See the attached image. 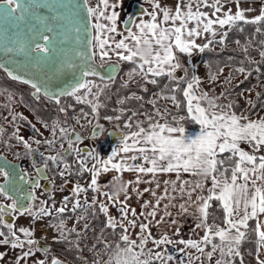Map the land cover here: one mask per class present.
I'll return each mask as SVG.
<instances>
[{"label": "snow or ice", "instance_id": "snow-or-ice-1", "mask_svg": "<svg viewBox=\"0 0 264 264\" xmlns=\"http://www.w3.org/2000/svg\"><path fill=\"white\" fill-rule=\"evenodd\" d=\"M149 2L151 11L143 10L147 19H140L138 23L133 21L135 30L128 27L123 32H118L115 11L107 14L104 9L99 7V4L93 8L87 6V0H82L88 18H95L97 21L91 25L95 34L88 41L89 47L96 51L90 54L76 52V56L82 58L87 56L88 60H92L97 53L101 59L110 57V54L115 55L119 61L130 62L134 65L127 74L130 80L136 75H142L146 83L155 85L158 83V78L167 77L172 86L169 88L168 85H165V88L157 94L158 99L171 100L174 106L179 109L181 101L177 98L176 93L182 91L186 116L200 125V133L195 138L185 140V128L182 121L186 117L173 115L172 121L169 122L167 116L171 114L170 110L165 108L161 113L156 107L157 100L153 99L148 103L152 104L155 111L151 114L144 113L145 120H136L134 122L136 130L131 131L133 117L138 114L134 111L124 123V128L130 131L122 135L119 147L113 148L109 155L101 159L99 155L75 147L73 141L67 137L66 129L56 121L52 124L53 135L56 128L59 127L61 137L68 139L69 148L63 155L59 152L48 156L40 153L42 166L36 168L37 176L39 179H48L45 170L48 169L49 162L52 165H63V168L57 173L61 177L72 174L71 165L67 163L66 157L73 153L77 155L79 170L76 174L82 178L83 173L90 172L91 179L87 186L79 183L74 184L72 194L79 197L81 193L91 190L93 193L106 196L108 203L99 202V211L107 217L106 227L108 228L115 229L117 227L115 218L108 215L110 205H118L121 221L127 220V227L124 223L119 224V227L123 229V234L119 236V242L116 245L114 255L116 264H153L154 260L168 264L174 259L170 253L165 255L161 251L152 249L145 252V246L149 241L157 247L181 244L184 246L179 249L181 253H184L186 248H194L209 260L218 252L219 258L215 259V264H233V259L241 256L240 245L247 238L249 231L254 232L256 237L257 264H264V260L259 258V253L264 251V117L249 119L247 115H238L232 111L234 105L231 102L226 105L218 104L216 101L219 97H209L207 92L197 95L196 89L200 85V77L195 73L189 77L188 69L180 59L181 55L191 57L196 51L204 52L215 43L223 46L228 31L241 23L256 25L264 23V7H261L259 15L248 18L245 13L252 9L242 8L241 0H176L174 8L162 6L159 0H149ZM232 2L236 4L234 12L231 8L226 7L228 3ZM99 3H102L105 9L109 7L108 0H99ZM5 5H14L15 7H6ZM29 5H35L37 8L50 7L45 0H29ZM18 11H29V8L23 5L22 0H0V15L10 17ZM23 18V15L19 17V19ZM57 18L59 17H53V19ZM46 19V17L37 16L38 22L42 25L39 30L30 27L28 29L30 35L27 39H21L19 34H16L0 41V50L5 54H24L32 59L33 67L47 62L50 55L56 52V36L46 34L53 32L51 26L44 25ZM101 20H106L108 23H101ZM256 31L260 32L261 29L257 27ZM114 34H118L120 38L116 39ZM217 35H219L218 40L216 39ZM198 38H203L206 42L198 44ZM141 42L152 45V54L147 59L139 57L135 51ZM244 51L247 56L246 47ZM260 56L264 58V50L260 52ZM60 67L74 69L75 65L66 61ZM107 67L111 73H115L118 65L108 64ZM0 69L4 70L13 80L30 85L33 89V96H39L42 93L45 98L54 100L57 105L60 104L62 97H74L78 103L88 104L93 115H97L98 109L103 106L98 97L108 84L105 83L102 86L89 79V77L100 76V73L91 64H88L85 70L80 71L79 77H76L75 73L73 74L74 83L54 92L49 91L46 84L36 79H24V77L15 74L4 61H0ZM178 70L183 71L184 75L177 76ZM236 71L245 72V68L240 67ZM230 76L231 73L229 78ZM208 78L214 81L217 77L216 74L210 73ZM107 79L111 81L113 75L110 74ZM127 85L128 82L125 81L122 86L127 87ZM182 85L183 87H181ZM93 88H96L97 91L93 92ZM82 90L83 95L80 94ZM220 95L223 96L224 93L222 92ZM259 95L258 93L257 96ZM90 96L92 99H89ZM135 98L143 99V97ZM123 102V100L119 101L121 104ZM202 102H206L208 107H204ZM249 104L253 109L256 107L251 101ZM59 111L64 112L65 108L60 107ZM86 114L80 113V115ZM156 117L163 118L164 123L156 121ZM16 118L17 115L14 114L13 120ZM20 118L26 120L25 117L21 116ZM78 118L76 117V119ZM113 118L120 120L121 116L105 117L107 120ZM145 122H147V127L143 126ZM44 126L48 125L45 123ZM32 127L35 130V126ZM15 139L24 145L28 153L37 151L32 149L28 140L22 136L15 135ZM79 140L80 137L77 134L76 141ZM35 143L40 144L41 141L36 140ZM43 143L51 147L56 143V140H45ZM242 143L248 144L250 151L241 148ZM81 153L84 154L81 155ZM88 158L95 160L91 169L86 166ZM203 167H206L208 172L202 175L200 170ZM113 170L117 175L111 176L107 182L101 184L99 177ZM124 172L133 173L135 179L127 181L124 200L121 201L119 197L114 198L111 193L105 192L103 189L114 180L119 179L120 174ZM159 174H175V179L163 181V191L158 195L156 188L160 187V183L157 181ZM185 174L196 179L182 178ZM10 175L4 166H0V176L5 178V183L0 184V197L11 201L7 205L0 203V228L8 230L7 233L0 230V244H10L14 249H23L25 244L29 246L27 251H23L22 255L16 258L17 264H19L21 259L26 260L33 254L32 246L38 242L32 238V230L25 227L15 228L14 224L6 219V216L8 214H26L34 219H42L53 215L54 211L59 218L69 211L67 207L69 197H63L61 207L57 208L53 204L52 208H49L45 201H40L41 206L34 209L31 203L37 199L34 192L29 193L30 202L27 204L16 199L13 190L7 186ZM144 176H150L151 179L144 180ZM39 179L33 181L34 189L41 187ZM208 181H210V186L206 183ZM140 183H156V188L146 187L140 191L136 187ZM129 188L137 196L151 192L155 203L145 201L142 205L145 209L151 208V211L141 213L145 220L149 217L155 218L160 210L161 202L168 201L163 206L164 214L155 221L157 225L164 222L165 217L170 216L168 209L173 206L172 201L179 196L184 200L179 204L180 211L186 213L190 207L194 208L193 215H196L198 221L195 226L202 229L204 235L199 240H173L167 233L154 237L151 233L150 223L140 222V232L137 234L139 243H137V240L132 239L128 232L129 227L137 226V211L135 208L129 209L127 204L130 198ZM205 190L207 195L204 194ZM213 201L218 202L223 210L222 224L208 223L209 208ZM97 203L96 195L92 197L91 204L87 199L83 204L79 199H75L71 212L82 210L86 213L89 207H94ZM129 212L133 219H128ZM85 218L86 216L83 214L77 217L78 220ZM250 221L255 222L254 228L250 229ZM84 227L89 226L85 225ZM55 228L60 232L61 238L66 239L62 219L59 224L55 225ZM69 231H75V229ZM17 232L22 234L25 239L22 240ZM176 234L178 235V231ZM79 235L77 233V236ZM120 242L123 243V247ZM209 246L211 250L205 251ZM37 250L41 251L42 249ZM2 257L3 253H0V258ZM141 257L145 258L141 259ZM193 259H199V257L189 255L188 264H191ZM35 264H46V262L41 259ZM51 264H62V262L53 257ZM107 264H111V261ZM180 264H184V262L181 260Z\"/></svg>", "mask_w": 264, "mask_h": 264}, {"label": "rangeland", "instance_id": "rangeland-1", "mask_svg": "<svg viewBox=\"0 0 264 264\" xmlns=\"http://www.w3.org/2000/svg\"><path fill=\"white\" fill-rule=\"evenodd\" d=\"M146 4H150L149 0L146 2ZM89 7H97V4L95 3V0L93 3L90 4ZM219 36V35H218ZM99 64H103L104 61L107 60H99L96 59ZM109 61V60H108ZM190 63V76L195 73L197 76L200 77V85L196 89V94L200 95L201 92H207L209 97H219V99L216 101L218 104H227V99L220 94L222 93V90L224 89V86H226L227 83H232L236 80V77H232L227 83L224 81V77L227 74V67L224 66L222 69L223 71L217 72L216 74V80L212 81L209 80V76L206 75V72L203 71V62L200 63L198 59L191 58L188 60ZM186 68L187 65L183 64ZM127 67L121 74L120 77L127 82H133L138 83L142 88H148L151 86V83H146L143 79L142 75H136L131 80L129 79V76L127 75L131 68ZM181 76L184 74L183 71L181 72ZM214 74V73H213ZM89 79H92L95 81V83L98 84L97 80L93 77H89ZM259 82L253 83L249 88L243 89L242 95L251 98L253 93L259 89ZM31 89V87H30ZM97 89L93 88V92H96ZM160 90H154L150 92L148 96V100L156 99L157 101H160L162 103V107L156 106L161 113L164 112V109L167 108L170 111L169 117L172 118L173 115L175 116H186V108H184L185 114L183 112L177 111L176 107L174 106L173 102L168 99H158L157 94L160 93ZM83 95V90L80 93ZM10 97V98H9ZM34 97V96H33ZM39 95L37 98H40ZM89 99H92L90 96ZM43 100V99H40ZM71 100H73L71 102ZM42 104L46 107L51 106V102L49 101H41ZM55 103V101H54ZM63 104H66L65 106ZM63 105V106H62ZM60 107H64L65 111L61 112V115L59 117H51L50 119L44 121L41 120L36 116V114L31 111L30 109H27L24 107L22 102L20 101V97L13 92L9 88H3L0 87V124L2 129H4L7 126H11L10 129L6 130L9 132L3 131V136H10L13 139L12 145L9 143L7 146L8 148L4 147L3 154L7 155L11 158H15L16 160H19L20 165L25 169L27 173L33 172V166L37 164L42 163V159L40 156V153H43L44 156L48 155H55L57 152L61 153L62 155L63 150H66L69 148L68 139L61 137V133L59 131V127L56 128L55 134L53 135L52 131V124L53 122L58 121L59 125L61 127H64L66 129V135L68 137L69 133L72 132L73 138H70L73 141V144L77 148L86 149L89 152H92L94 155H99L100 158L103 157L104 153L108 148H112V146L117 145V142L119 138L124 134V132L130 131L129 129L122 128L117 124V122L114 121L113 125L104 126L102 121L97 118L96 115H93L91 113L90 106L88 104L84 103H78L74 97H62L60 100V104L58 105ZM204 107H208V104H203ZM88 107V110L86 109ZM155 109L152 108H146L142 112H138V114L133 117V129H135L134 122L136 120H145L144 113H153ZM87 113L86 115H80V113ZM174 113V114H173ZM16 114L17 118L13 120V115ZM238 115H246L244 113V110L237 113ZM255 116L253 119H258L260 117H264V109H258L255 113H253ZM251 114V115H253ZM247 115V116H251ZM25 117L26 120L21 119L20 117ZM167 116V119L170 120V118ZM76 117H79L76 119ZM187 117V116H186ZM252 119V118H251ZM156 121L158 122H164V119L161 117H156ZM19 121V122H18ZM23 121L26 122L23 123ZM127 121L125 119L124 123ZM43 122V123H42ZM45 123L48 125L45 127ZM99 124L101 129L100 132L96 135H90L89 132L91 130L92 125ZM35 126V130L32 126ZM144 127H147V122L144 123ZM198 126V125H197ZM197 126H189V128L197 127ZM108 129H115L119 130L121 132V135L116 137L112 142L108 140V137L106 135V130ZM22 136L25 140H28V143L30 144L31 148L34 150H37L33 153H28L27 150L24 148V145L22 143H18L15 139V135ZM79 134L80 140L76 141V135ZM69 138V137H68ZM56 140V143L52 145L51 147L44 144L43 141L45 140ZM36 140L41 141L40 144L35 143ZM3 142H6L4 140ZM245 143H242L240 147L244 146ZM247 149V148H246ZM250 151V147L248 148ZM1 152V151H0ZM19 154V155H17ZM84 153H81L83 155ZM66 161L69 165H71V171H73L75 174L79 170V166L77 164V155L75 153L70 154L66 157ZM76 162V165H72ZM95 163V160L92 158H88L87 160V168L91 169L93 164ZM49 165H51V162H49ZM54 171H49L50 175L47 174V177L50 181V186L48 188H32V192H34L36 196V200L31 201L33 208L40 207V201H45L46 206L49 208H52L53 204L55 207H61L62 206V200L63 197L68 196L69 200L67 201V207L69 209V213L60 216L59 218L56 216L54 218L43 217L42 219H34L29 215H15L12 214L14 219H11L9 222H12L15 226V228L19 227H25L29 228L33 231V239H35L37 242L43 243V248H39V246L34 245L32 246L34 249V254H32V258L27 260L26 264H35L38 260H45L46 264H50V261L53 257H59L64 259L65 261L69 262L70 264H99L101 262H104L103 264H107V262L111 261V264H116V261L114 259L116 246L114 244L109 245L108 248L105 247L106 243H108L107 238L102 237L101 244H99L94 250L90 253H83L82 259L77 262L73 263L70 262L68 259L60 255L58 252L54 251L51 247V240H62L60 236V232L56 230L55 225L59 224L60 220L62 219L64 221V232L67 239L74 241L76 244H83V242L89 241L91 238V235L93 234L90 229H87L83 232L82 237L85 239L82 241L80 236H77L76 232H79L82 230L85 222L87 221V218L81 221H77V217L83 214L82 210H77L75 213L71 212L72 203L75 199H79L80 202L83 204L85 199L91 204V200L93 195V192L91 190L87 191L86 193H81L79 197H76L72 194V187L74 184H81L83 186H87L88 182L90 181L87 177V172L84 174V176L81 179H77L73 174L67 175L66 177H61L57 173L63 168V165H53ZM47 172V173H49ZM3 199V201L6 202L7 199L4 197H0ZM97 201H100L97 199ZM30 202V201H29ZM28 202V203H29ZM98 205V204H97ZM96 205V206H97ZM98 207V206H97ZM92 209V207H91ZM53 214L55 212L53 211ZM75 229V231H69L71 229ZM5 233H7V229ZM41 232L44 234L41 237L38 236ZM17 235L20 236V238L23 240L25 237L17 232ZM137 243H139V240L137 239ZM174 246V247H172ZM123 247V246H122ZM165 249H162V248ZM184 246L181 244H173V245H161L159 247L155 246L151 241L147 243L145 246V252H147L148 249H152L153 251H161L162 253L171 254L174 259L172 261H169L168 264H180V261L182 260L184 264H188V256L191 255L192 257H199V259H193L191 264H215V259L219 258V253L217 252L216 255L209 260L206 258V256L201 255V253L197 252L194 248H186L184 253H181L179 251L180 248H183ZM37 249H42L41 251H38ZM104 251H103V250ZM210 246L206 247L205 251H209ZM21 249H19V252ZM139 251V249H137ZM175 253V254H174ZM34 256V257H33ZM108 256V258H107ZM205 257V259H204ZM145 257H141V259H144ZM33 261V262H32ZM241 261V257H240ZM153 264H162L161 261H155ZM242 264H246V262L242 258Z\"/></svg>", "mask_w": 264, "mask_h": 264}, {"label": "trees", "instance_id": "trees-1", "mask_svg": "<svg viewBox=\"0 0 264 264\" xmlns=\"http://www.w3.org/2000/svg\"><path fill=\"white\" fill-rule=\"evenodd\" d=\"M257 27L261 29L260 32L256 31ZM216 39L218 40L219 36H217ZM237 41H239V44H237ZM245 47L247 48V56L244 51ZM262 50H264V23L259 25L241 23L237 27L228 31L223 46L219 43H215L204 52H198L197 59L198 61L203 62V71L206 72V75L209 76L210 73L215 74L220 72V69L226 66L227 74L224 77V81L226 82L232 77H236L234 82H226L227 84L222 90L224 97L227 99V104L229 102L233 103L234 107L232 111H235L236 113L244 110L246 115H251L258 109H264V58L260 56ZM180 59L183 64L185 63L187 65L188 75L190 77V63L186 56L181 55ZM117 63L118 71L111 81L108 79L93 77L97 80L98 84L102 86L105 83L108 84L98 97L100 104L103 106L98 109L96 116L102 121L104 126L113 125L115 121L119 126L124 128L125 119L128 120V117L132 116L134 111L138 113L144 111L146 108L153 107L152 104L148 103L150 92L156 89L161 91L165 88V85H168L169 88L172 85L169 83L167 77H161L158 78L157 84H152L148 88L146 87V91L143 90L145 88H142L140 84L130 81L128 82L127 87H123L122 85L125 81L120 77V74L127 67H134V65L130 62H121L119 60H117ZM240 67H244L245 72L236 71V69ZM178 72H180L179 75H177ZM181 72L182 71L178 70L176 75L181 76ZM230 73L231 76L229 78ZM257 81L259 82V89L253 93L251 98L243 96V89L249 88L253 83H257ZM0 87L9 88L15 92L20 97V101L33 111L41 120L46 121L51 117H59L61 115L59 106L54 103V100L47 99L42 95L40 98H37L38 96L33 97L30 91V86L7 77L2 69H0ZM181 87H183V85ZM258 93L260 94L259 96H257ZM176 95L181 101V107L179 109L176 108V110L185 114L186 111L184 112L185 107L182 91L177 92ZM128 97L132 98L126 99ZM135 97H143V99L138 100ZM39 99L51 102V106H44ZM121 100L124 101L122 104L119 103ZM72 101L73 100H71V102ZM249 101L256 105L254 109L251 108ZM205 103L206 102H202V104ZM63 105L65 106L66 104ZM156 106L162 107L163 105L160 101H157ZM86 109L88 110V107H86ZM117 115L121 116L120 120L114 118L111 120L105 119V117H115ZM169 118L170 120L168 119V121L171 122L172 118ZM23 123L26 124L25 121H23ZM182 125L189 127L197 126L198 124L186 117L182 121ZM72 165H76V162ZM50 169L51 171H54V166L52 164L50 165ZM71 172L77 179H81L80 175L75 174L73 171ZM84 174L85 173L82 174V177ZM68 213L69 211L66 214ZM83 215L87 218L84 226L88 225L89 227L85 228L83 226L82 230L76 233L80 234L79 236L83 241L85 239L82 237L83 232L90 229L93 234L89 241L83 242V244H76L74 241L67 238H62V240H51L52 249L73 263L79 262L83 257V253L90 254L94 248L102 243L100 240L102 237L107 238L108 243H106V245H108V247L111 244L116 246L119 242L120 228L118 226L115 229L106 227V218L104 214L99 211L97 206L92 207V209L89 207L86 213L83 212ZM54 217H56V214L50 216L51 219ZM222 220L223 210L219 203L216 201L211 202L208 223L211 224L215 222L216 224H222ZM77 221L81 220L77 219ZM249 224L250 229L254 228V221H250ZM0 230L6 232L4 228H0ZM120 245L121 247L124 246L122 242H120ZM240 252V257L243 258L246 264H257L256 237L254 232H248L247 238L240 245ZM240 257H235L233 259V264H241ZM153 263H155V260Z\"/></svg>", "mask_w": 264, "mask_h": 264}, {"label": "water", "instance_id": "water-1", "mask_svg": "<svg viewBox=\"0 0 264 264\" xmlns=\"http://www.w3.org/2000/svg\"><path fill=\"white\" fill-rule=\"evenodd\" d=\"M22 2L25 7L29 8L28 12L18 11L10 17L0 15V41L13 37L16 34H19V38L21 39H27L30 35L28 31L30 27H34L37 30L42 27L37 20V16L46 17L47 19L44 21V25L53 28L52 33L46 34L49 36H56V52L50 55V59L47 62L33 67L32 59L24 54H5L0 50V61H4L6 66L15 74L24 77V79H36L46 84L49 91L54 92L64 88L70 83H74L73 74L75 73V76L79 77L80 71L85 70L88 64H91L96 71L100 73V76H97L99 78L103 77V79H107L110 74L114 76L117 73L118 68L115 73H111V70L107 67L108 64L118 65L116 61L109 60L103 64H99L95 57L92 60H88L87 56L83 58L76 56V52L88 54L93 52L88 43L92 37V22L87 16V12L82 5V0H45L50 7L41 6L39 8L35 7V5L30 6L29 0H22ZM5 6L15 7L14 5ZM141 8L139 4H133L130 12L124 18L122 26H128L134 13L141 10ZM21 15H23V19H19ZM53 17L59 18L53 19ZM66 61L74 64L75 68H61L60 65ZM3 72L9 77L4 70ZM179 74L180 72L177 73V75ZM32 92L33 89L31 90V94ZM41 95L43 96L42 93ZM98 125L99 124L92 125L89 133L90 135H94V130L96 134L99 133L100 127L98 128ZM106 134L108 140L112 142L116 137L121 135V132L115 129H108L106 130ZM68 137L73 138L72 132L69 133ZM0 166H4L5 170L11 174L7 186L13 190L15 198L26 204L29 200V193L31 192L27 189V185H30L33 181H24L25 173L19 168L18 161L8 158L1 152ZM39 167H41V165L36 168ZM21 177H23V179H21ZM17 182H22L20 189L14 187V184ZM4 183L5 178L3 177L0 179V184ZM6 219L10 221L12 219L11 215L8 214ZM55 258L59 259L62 264H70L62 258ZM103 263L104 262H101L99 264Z\"/></svg>", "mask_w": 264, "mask_h": 264}, {"label": "crops", "instance_id": "crops-1", "mask_svg": "<svg viewBox=\"0 0 264 264\" xmlns=\"http://www.w3.org/2000/svg\"><path fill=\"white\" fill-rule=\"evenodd\" d=\"M147 1L148 0H108L109 7L106 9L104 8V5L102 3H99V0H95V3L97 5L99 4V7L101 9H104V11L107 14H111L112 11H115L117 13V17H116L117 30H118V32H123L128 27H132L133 30H135L134 23H132L133 21L138 23L140 19H147V16L144 14V11H143L145 9H147L148 11H151V3L147 5L146 4ZM159 2L161 3L162 6L174 8L176 0H159ZM133 4H139L142 8H141V10H138L136 13H134V15L132 16V18L130 20L129 25L126 27H123L122 22H123L125 16L130 12ZM240 6L244 9L251 8L252 10L247 11L245 14L248 18H252V17L259 15L261 7H264V0H241ZM226 7L231 8L232 11L234 12L236 9V4L234 2L228 3L226 5ZM205 10L210 11L209 9H205ZM91 22L93 24V23H96L97 21L95 20V18H92ZM100 22L105 23V24L108 23L106 20H101ZM94 34H95V32L93 30V35ZM114 35H115L116 39L120 38V36L118 34H114ZM205 42H206V40L203 38L197 39L198 44H203ZM92 51L95 52L96 50L94 48H92ZM198 52L199 51L194 52L191 57H186L187 60H189L191 58H195V57L197 58ZM95 56L99 60L101 59L98 53ZM101 60H118V58L115 55L110 54V57L105 58V59H101ZM200 63H202V62H200ZM254 116L255 115L253 114L251 116H248V118L253 119ZM159 123H164V122H159ZM183 127L185 128V132H184L185 140H188L190 138H195L201 131L199 124L197 127H193V128H189V127H185V126H183ZM135 130H136V128L133 129L132 131H135ZM124 134H126V132H124ZM121 138H122V136L119 138L117 145L112 146V148H108L106 150V152L104 153V155L101 159H103L107 155H109L111 153V151L113 150V148L119 147V141ZM241 148L248 150L249 145L245 144L243 147L241 146ZM115 175H117V173L114 170L111 171L110 173L103 174L101 177H99V182L101 184H104L105 182H107L109 180V178L111 176H115ZM122 175L126 181L135 179V176L133 173L124 172V173H122ZM87 178L89 180L91 179V173L90 172H87L86 179ZM182 178H184V179H196L195 177H190L186 174ZM143 179L149 180V179H151V177L150 176H144ZM172 179H175V174H159L157 176V181L160 183L159 188H156V183H152V184L140 183L136 187H138V189L140 191H142L146 187L147 188H156L157 194L159 195L163 191V188H164L163 181L172 180ZM206 183L208 186H210V181H208ZM103 191L110 193L109 186L105 187L103 189ZM129 194H130V198L127 201L128 208L129 209L135 208L137 211V217H136L137 226L135 228H131V227L128 228V232L130 233L132 239H136V240L138 239L137 234L140 232V229H139V223L140 222L150 223L151 233L154 237H159L162 234L167 233L169 235V237H171L173 240H179V239L199 240L204 235L203 230L198 229L195 226L196 223L198 222L196 215H193L195 209L190 207L189 211L186 213L180 211L179 204L183 203L184 200L180 199L179 196H177V198L172 201L173 206L169 207V209H168L170 216L165 217L164 222L157 225L155 223V221L159 220L160 216H162L164 214L163 206L165 203H168V201L165 200V201L161 202V204L159 205L160 210L158 211L157 216L155 218L149 217V218H147V220H145L144 217L141 215V213H144L146 211H151V208L145 209L142 207V205L144 204L145 201H149L152 204L155 203L154 199L151 196V192H145V193H143V195L137 196L135 193H132L131 188H129ZM204 194L207 195L206 190H205ZM93 195H96L97 199L100 200L97 203L98 208H99V202L102 201V202L108 203L106 196H101L98 193H93ZM119 200H121V201L124 200V194L119 197ZM108 215L115 218L118 227H119L120 223H124L125 226L127 227V220L121 221V219H120L121 214H120L118 205H110ZM104 216H105V214H104ZM105 218L107 221L106 216H105ZM128 219L129 220L133 219L130 212L128 215ZM173 221H175V223H173ZM254 227H255V222H254ZM177 231H178V235L176 234ZM121 234H123V229L120 228V235ZM42 235H44V234L40 230V234H38V236L41 237ZM28 247L29 246L27 244H25L23 249H21V248H15L14 249V248H11L10 244H7V245L0 244V253H3V257L0 258V264H17L16 258L18 256H21L23 251H27ZM172 247H174V246H172ZM19 249H21L20 252H19ZM162 249H165V248L163 247ZM33 254H34V256H36L34 249H33ZM257 255H258V253H257V244H256V258H257ZM31 258H32V256H29L26 260L21 259L19 264H26L25 262ZM259 258L264 260V251H261L259 253ZM204 259H205V257H204Z\"/></svg>", "mask_w": 264, "mask_h": 264}, {"label": "flooded vegetation", "instance_id": "flooded-vegetation-1", "mask_svg": "<svg viewBox=\"0 0 264 264\" xmlns=\"http://www.w3.org/2000/svg\"><path fill=\"white\" fill-rule=\"evenodd\" d=\"M92 36H93V29H92ZM95 59H98L96 56H95ZM108 61V60H107ZM113 61H116L117 62V60H113ZM104 62H106V61H104ZM103 62V63H104ZM32 90V88L30 89V91ZM40 96H41V94H40ZM44 97V96H43ZM40 100V99H39ZM40 101H44V100H40ZM23 105H24V107L25 108H27V109H29L24 103H22ZM19 122V121H18ZM100 126V125H99ZM11 128V126H7V127H5L4 129H2V127H1V124H0V130H2V131H0V151H1V153L3 152V149H4V147H6V148H8V144L10 143L11 145H12V141H13V139L10 137V136H6V137H4L3 136V131L5 130H8V129H10ZM100 129H101V127H100ZM100 129H99V132H100ZM6 132H9V131H6ZM90 133V132H89ZM107 135V134H106ZM4 140H6V142H3ZM84 149V148H83ZM67 150V149H66ZM65 152V150H63V153ZM4 153V152H3ZM5 156H7V155H5ZM8 158H10V159H13V160H16L15 158H11V157H9V156H7ZM18 161V163H19V160H17ZM42 166V163L41 164H37V165H34L33 166V172L32 173H27L26 171H25V169L20 165V163H19V168L25 173V177H24V181H28V180H32V181H35V180H37V179H39L38 178V176H37V173H36V167L37 166ZM49 171H51V169H50V165H49V167H48V169H46L45 170V174L47 175V174H49L50 175V172ZM47 172H49V173H47ZM1 178H3V176H0V179ZM45 179H39V183H40V185H41V187L40 188H48L51 184H50V181H49V179H47V180H45ZM21 186H22V182H17L16 184H14V187H17L18 189H20L21 188ZM32 188H33V182L30 184V185H27V189L28 190H30L31 192H32ZM29 202V200L26 202V204ZM0 203H2V204H5V205H7L8 203H11V201H9V200H6V202L5 201H3V199L1 198V200H0ZM11 215V218L13 219V215L12 214H10ZM37 246H39V248H42V246H44V244L43 243H40V242H38L37 244H36Z\"/></svg>", "mask_w": 264, "mask_h": 264}, {"label": "clouds", "instance_id": "clouds-1", "mask_svg": "<svg viewBox=\"0 0 264 264\" xmlns=\"http://www.w3.org/2000/svg\"><path fill=\"white\" fill-rule=\"evenodd\" d=\"M137 55L144 59H147L152 54V45L150 43L141 42L135 49ZM201 174L208 172L206 167L201 168ZM127 187V181L123 178V175L120 174L119 179L114 180L109 184L111 195L116 198L124 194L125 188Z\"/></svg>", "mask_w": 264, "mask_h": 264}, {"label": "built area", "instance_id": "built-area-1", "mask_svg": "<svg viewBox=\"0 0 264 264\" xmlns=\"http://www.w3.org/2000/svg\"><path fill=\"white\" fill-rule=\"evenodd\" d=\"M93 3V0H87V5L90 6V4Z\"/></svg>", "mask_w": 264, "mask_h": 264}]
</instances>
